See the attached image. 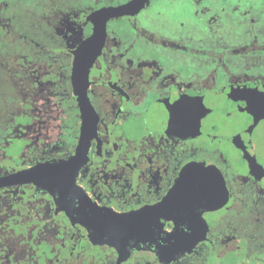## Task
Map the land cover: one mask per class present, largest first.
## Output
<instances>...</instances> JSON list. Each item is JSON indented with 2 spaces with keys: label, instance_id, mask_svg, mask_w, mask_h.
Masks as SVG:
<instances>
[{
  "label": "flooded vegetation",
  "instance_id": "1",
  "mask_svg": "<svg viewBox=\"0 0 264 264\" xmlns=\"http://www.w3.org/2000/svg\"><path fill=\"white\" fill-rule=\"evenodd\" d=\"M131 1L0 0V264H264V0Z\"/></svg>",
  "mask_w": 264,
  "mask_h": 264
},
{
  "label": "water",
  "instance_id": "2",
  "mask_svg": "<svg viewBox=\"0 0 264 264\" xmlns=\"http://www.w3.org/2000/svg\"><path fill=\"white\" fill-rule=\"evenodd\" d=\"M148 0H132L131 2L117 7L111 8L102 13L103 18L119 17L126 14H131L134 11L139 10ZM87 98H85L86 100Z\"/></svg>",
  "mask_w": 264,
  "mask_h": 264
}]
</instances>
